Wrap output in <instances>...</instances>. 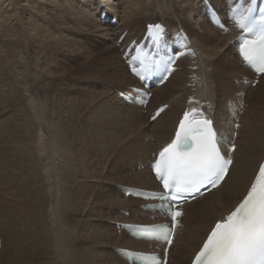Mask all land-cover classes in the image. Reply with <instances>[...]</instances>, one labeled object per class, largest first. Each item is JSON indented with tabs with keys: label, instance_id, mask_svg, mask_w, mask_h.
I'll list each match as a JSON object with an SVG mask.
<instances>
[{
	"label": "bare ground",
	"instance_id": "obj_1",
	"mask_svg": "<svg viewBox=\"0 0 264 264\" xmlns=\"http://www.w3.org/2000/svg\"><path fill=\"white\" fill-rule=\"evenodd\" d=\"M210 1L223 16H226V10H230L234 5L233 0ZM0 2L3 14L8 13V17L0 21V63L2 58L10 61L8 79L5 84L4 80L0 81L1 97H4L6 89L12 85L10 82L14 81V84L18 85V88L15 85L16 90L23 95L25 102L22 106L23 111H27L26 116L23 111L19 112L21 118H28L32 121V125L36 123L35 132L28 130V126L25 129L20 127L21 153L25 158L20 159L19 163L23 165L20 166L21 168L25 166L27 170L25 184L28 183L29 188H32L24 187L25 196L31 200V208L35 209L32 222H39L38 233L36 232L37 234L35 233L36 235L29 241V243L32 242L31 249L27 252L28 258L32 261L29 263L26 261V263L44 264L43 261L48 259L45 258L47 256L45 233L41 226V223L44 225L47 223L44 218L40 220L39 217L40 211L44 209L37 208L43 202V193L49 202L46 203L53 208L56 209L59 206L61 211L72 209L75 214L72 242L67 239V234L72 230L70 224L64 234L57 236L61 244L59 247L58 243L57 246L54 245L55 249L59 250L54 258L55 264H130L120 250L163 253V243L138 239L131 234L127 226H152L165 221L170 222V219L162 211L148 207L151 203H157V200L129 196L127 192L130 189L164 192L152 172L154 154L172 140L185 110L197 106L215 120V127L222 135L224 145L231 140L237 145V149L232 155L234 162L224 182L217 189L184 206L183 226L177 231V239L171 249L168 264H190L215 222L234 210L247 194L259 166L264 161V74L260 77L257 88L253 89L251 84L253 85L254 82V72L243 63L238 52L240 42L237 38L242 31L235 28L232 20L226 22L229 30L214 25L208 16L205 0H0ZM68 3L72 4V6L69 4L72 10L69 11L68 8L67 12L64 8L68 7ZM58 13H64L67 15L64 17L78 21L72 25L65 24L61 29L63 32L69 35L74 32L72 30H75L81 38L91 37L100 42L99 44L103 47L113 51V58L116 59L112 62L113 60H106V56L103 69L106 70L107 76L104 75L99 79L103 80L102 82H108L110 92L90 91L91 94L87 96L97 106L103 108L104 105L110 110L117 109L114 114V117H117L115 127L109 120L113 125L112 138L116 137L109 141L108 146L106 145V155H98L94 158L89 151L87 170H85L88 171L87 177L81 175L85 162L79 159L81 152H84L77 146L79 152L75 156L78 150H74L72 141L76 142L79 139L71 140L69 136L71 125L70 122L65 121V114H60L56 110L57 107L52 116L44 115V109L39 100L41 98L51 100L53 93H49L50 89L46 90L44 87L45 83H42L44 79L38 83V79L37 81L36 79L35 81L27 80L25 75V70L27 74L29 72L32 75L30 77L33 75L61 77L59 74H64V72L52 73V65L55 64L52 61L49 62V58L40 56L43 48L40 46L41 39L47 37L49 24ZM104 15L113 20L120 19V22L117 20L119 24L114 26L111 20L104 23ZM25 18H33L37 23L30 24L31 21H25ZM22 19L27 28L29 27L28 29ZM79 22L83 24V29L77 30L75 28L78 27ZM159 22L167 26L168 37L184 30L190 38L188 48L194 49L195 56L179 59L176 64L177 70L165 84L151 90L153 95L145 106L136 101L140 97L137 89L141 88V79L132 74L129 62L124 56L135 39L141 40L145 36L148 24ZM10 24L11 27H7ZM40 30L44 31V37ZM124 34L127 35L120 42ZM34 39H38L39 42L35 45L28 44V40ZM7 47H16L19 52L13 57L6 52ZM182 50L183 48L177 52ZM34 60H37L36 63ZM25 62L28 69L25 68L22 71L21 67L26 64ZM16 63L21 65L16 67ZM47 66H50L47 69L49 73L43 74L47 71L44 68ZM96 77H92L95 79L93 81H99ZM110 80L112 81L109 83ZM118 93L125 96L126 101L118 97L120 96ZM128 98H131L133 102ZM191 100L194 102H190ZM165 105H168L167 109L157 119L152 120L155 112ZM87 107L90 108V106ZM59 114L64 118L58 116ZM57 116L59 120L56 121ZM237 124L238 128L235 127ZM81 125L83 124L80 123ZM88 130L91 132L90 128ZM76 131L77 129L73 132L76 133ZM80 132L82 133V130ZM100 139L102 140L103 137ZM10 144L8 142V145ZM98 144L101 146L99 142ZM1 145L4 146L6 143L1 142ZM34 150L37 153L36 156ZM20 199L18 198L19 201ZM56 217V213L52 211L50 220L56 222ZM1 218L2 214H0V264H9L12 256L10 254L6 256L10 243L7 244L9 237L5 235V229H9V223L6 225ZM53 224L52 226L55 225ZM56 226L54 229L57 228ZM83 229L86 232L85 237H83ZM26 230L23 232L27 233ZM56 230L51 231L58 234L59 231ZM32 232L30 233L34 235ZM13 242L17 243L16 240ZM83 245L91 248V251L83 253L81 249ZM96 245H103V247L100 249L101 247L97 248Z\"/></svg>",
	"mask_w": 264,
	"mask_h": 264
},
{
	"label": "snow or ice",
	"instance_id": "obj_2",
	"mask_svg": "<svg viewBox=\"0 0 264 264\" xmlns=\"http://www.w3.org/2000/svg\"><path fill=\"white\" fill-rule=\"evenodd\" d=\"M256 3L257 0H233L235 7L230 11L233 23L245 34L239 48L242 59L254 72L264 74V9L257 15ZM219 26L223 28L222 24ZM249 34L252 38H248ZM177 35L181 40L186 39L183 33ZM147 39L151 47H137L134 49L136 55L130 60L131 71L141 80L160 71L170 74L179 56L195 55L189 49L168 58L162 57L160 50L168 46L162 24L149 25ZM181 46L188 48L186 44ZM163 111V108L159 109L152 119ZM198 116L201 118L197 119ZM212 123L196 108L185 111L174 139L159 151L152 164L165 191L144 194L162 201L156 207L170 216L172 225L127 226L138 236L161 240L171 246L178 218L183 215L177 205L189 197L195 198L197 194L203 195L204 191L219 187L228 175L233 160L230 155L222 153L221 138ZM235 150V143L229 140L227 151ZM120 251L130 264H167V248L163 260L154 254ZM192 264H264V163L259 166L255 180L240 203L215 222Z\"/></svg>",
	"mask_w": 264,
	"mask_h": 264
},
{
	"label": "rangeland",
	"instance_id": "obj_3",
	"mask_svg": "<svg viewBox=\"0 0 264 264\" xmlns=\"http://www.w3.org/2000/svg\"><path fill=\"white\" fill-rule=\"evenodd\" d=\"M64 3H66V2H64ZM69 4L70 3H68V5H67L68 7L64 8L65 10H67V12H68V8H69V11L72 10V7H71L72 4H70L71 6H69ZM1 6H2V4L0 2V21H3V20H5L4 18L8 17V13L3 14L4 11H3V8ZM64 16H67V15H64V13H58L56 15V17L54 18L52 23L49 24L50 28H49V30H47V33H48L47 37H44V31L40 30L41 35H43V37H44L43 39H41V43H40V46L43 47L42 51L40 53V56H44L46 58H49V62L52 61L55 64V65H52V73L54 72V74L55 73L58 74V73L64 72V74H59V75H61V77L58 75H57L58 77H54L53 75H52L53 77H51V76L48 77L45 75H44L45 77L44 76L42 77V75L41 76H34L33 75V77H30L32 75L29 72H28V74H29L28 75L27 71L25 70V68L28 69L26 62H25L26 64H23V66L21 68H22V71L25 70V75H26L27 80L31 79V81H35V79H36V81H37V79H38V83H41V81L44 79V82H42L43 84L45 83L44 87L46 88V90L48 88L50 89L49 93H51V94L53 93V95H52L53 98L51 100L48 98H45V99L41 98L39 100L41 105L43 106L44 115H45V117H49L48 115L52 116L55 113V111H54L55 108H57V107L58 108L56 110H58L60 112V114H65V118L61 117L60 114L58 116H60L62 119L64 118L67 123L70 122L69 124L71 125V132H70L69 136H70L71 140L74 139V141H75L76 139H79V141L76 140V142L72 141V146H73L75 151L78 149H81L84 152V153L81 152V155L83 157L80 155L79 159H80V161L82 160L83 163L85 162L84 166L82 168L83 172L81 173V175L87 177L88 171H85V170H87V159L89 158V151H90V155L91 156L93 155L94 158L98 157V155L99 156L106 155V153H107L106 152V149H107L106 145L108 146L109 141L116 137V136H114L112 138L113 133L111 134V132H113V125H111V122H112V124H114V127H115V125H116L115 120L117 119V117H114L115 111L117 109L116 110H110V108H108L104 105H103V108L100 106H97V105H95L94 102L90 101L87 96H89L91 94L90 91H96V90L101 91L102 90L104 92L105 91L110 92V89H109L108 84H107L108 82H102L103 80H99V79H101V77H103L104 75L107 76L106 70L103 69L104 62L106 60H113L112 62H115L116 59H115V57L113 58V56H114L113 51L108 50L107 48L103 47V45L99 44L100 42L98 43L96 40H93L91 37L81 38L78 36V34H76L75 30H72L74 32L72 34H69V35L66 34V32H63L61 29H63L65 24L69 23L70 25H72V24H76L75 22H78V21L72 20V19H70L68 17H64ZM103 19H105V20H103L104 23H106L107 21L109 22L110 20L113 21L114 26H117L120 22V19H118V18H115L113 20L110 17L108 19H106V16H103ZM26 20H30L31 21L30 24L37 23V21H35V19H33V18H30V19L25 18V21ZM115 21H117V22H115ZM22 22L25 25V22L23 19H22ZM27 25H29V24H27ZM7 27H11V24L8 25ZM26 28H27V26H26ZM75 29H77V30L83 29V24H81V22H79L78 27H76ZM126 35L127 34H124L121 37L120 42H122L125 39ZM1 40H2V38H1ZM38 42H39L38 39H34L33 41L28 40V44H31V45H35V43H38ZM67 42L69 44H67ZM70 42H71V44H70ZM0 43H1V41H0ZM6 52L14 57L19 52V49H17L16 47H7ZM120 53H121V51H120ZM106 56H107V58H106ZM102 57H103V59H102ZM105 58H106V60H105ZM36 61L37 60H34L35 63H36ZM9 62L10 61L7 60V58H2V62L0 63V77L2 78V79L0 78V81L3 82V80H4V84L6 83V79H8V74H9V70H8L9 68L8 67L10 64ZM19 65H21V64H17V63L15 64L16 67ZM44 68H45V70H47L50 68V66H47ZM6 69H7V72H5ZM47 71L44 72L43 74L49 73V70H47ZM69 71H71V72H69ZM6 76H7V78H6ZM67 76H69V77H67ZM94 76H97L96 78H98L99 81H93V80H95V79H92V77H94ZM26 78L24 77V79H26ZM111 81L112 80H110L109 83ZM49 82H50L51 86H53V87L50 86ZM10 83L12 85H9V87L6 89V94L4 95V97L2 96L3 98L1 97L2 92L0 93V97H1L0 98V129H1V131H0V214H2L1 219H2L3 223H5L6 225H7V223H9V226H8L9 229H5V232H6L5 235H7V237H9L7 240V244L10 243V245L8 244L10 246V248L7 247L6 256L9 254L12 256L9 264H17V263L18 264H28L30 261H32L31 258H30L31 260L28 258V254H27V252L30 251L29 249H31L30 247H31V243H32V242L29 243V241L38 233L37 228L39 226V222H32L33 221L32 217H33V213H34L35 209L31 208V206H30L31 200L25 196V188L24 187L29 188V185H28V183L25 184V181H26L25 176H26L27 170H25V166L22 167L23 168V170H22V168L20 166H23V165L21 163H19L20 159L25 158L23 156V154L21 153L22 138H21L20 127H23L25 129L26 126H28V130H32V132H35L36 123H34V125H32V121H30L28 118H26V117L21 118L19 112L23 111L22 106H23V104H25L24 99H23V95L16 90V88H18V85L14 84L15 83L14 81H12ZM35 83H37V82H35ZM53 83H55V84H53ZM15 85H16V88H15ZM54 85H55V87H54ZM36 86L38 87V84H36ZM70 86H71V88H70ZM257 86H258V84L257 85L251 84V87H253V89H256ZM60 88H61V90H60ZM118 95H120V94L118 93ZM118 97L123 98L126 101V99L122 95H120ZM58 102H61V103H58ZM70 102H71V104H70ZM62 103L64 104L65 108H64ZM76 103H78V104H76ZM79 105H80V107H79ZM87 106H90V108ZM59 108H61V109H59ZM69 108H70V110H69ZM5 109L7 111H4ZM79 110H80V112H79ZM2 111H4V112H2ZM23 112L25 113V116H26L27 111L25 112V110H24ZM23 112H22V114H23ZM84 112H86V113H84ZM66 114L70 115V116L67 117ZM89 114H91V115H89ZM58 116L55 117L56 121L59 120ZM105 116L107 117L108 120L106 119ZM90 117H91V119H89ZM84 118H85V120H84ZM73 120H75V121H73ZM79 121L83 125L80 126ZM107 121H109V122H107ZM35 122H37V120H35ZM76 123H78L79 126H77L78 124L75 126ZM92 125L94 128L92 127ZM75 127H77V128H75ZM101 127H102V129H101ZM73 128H75V129H73ZM89 128H90L91 132L88 130ZM76 129H77V131H76V133H74ZM81 130H82V133L80 132ZM107 131H108V133H107ZM109 131H110V133H109ZM92 132H93V134H92ZM105 133H106V136H105ZM72 134H73V136H72ZM80 134H82L83 136H81ZM84 135H85V137H84ZM88 135H89V137H88ZM71 136L74 138H72ZM102 137H103V139L101 140L100 138H102ZM106 138H108V139H106ZM80 139H81V141H80ZM14 140H15V142H14ZM34 140H36V138H34ZM97 141L100 143L101 146H99ZM1 142H5L6 145H4V146L1 145ZM8 142H10L11 144L8 145ZM97 144H98V146H97ZM14 145H17L18 148H17V146H14ZM92 145H93V147H92ZM86 147H87V149H86ZM88 148H91L92 150L88 149ZM94 149H95V151H94ZM4 150H5V152H4ZM7 152H8V154H7ZM78 152H79V150L76 151L75 154ZM34 155L35 156L37 155L36 151H35ZM75 156H77V154ZM10 157L12 160L9 159ZM13 159H14V161H13ZM15 160H16L17 164L15 163ZM20 170H22V172H20ZM79 170H80V167H79ZM14 183H16V184H14ZM22 185H26V186H22ZM29 189H32V188H29ZM5 190H7V191H5ZM46 197L44 196V193H43V197H42L43 202L41 204H39L37 207V208L40 207V208L44 209V210L40 211L39 217H40V220L42 218H44V221L47 223L45 225L41 223L42 229H44L43 232L45 233V235H44L45 254L47 255V256H45V258H48L47 261L44 258L45 261H43V262H44V264H49V263L55 264L54 258L56 257V254L59 250H57V248L55 249L54 245L57 246V243H58V247H59V245L61 244L60 239H59L60 234L61 235L64 234L68 224H70L72 226V230L69 232L70 234L69 233L67 234V239H70V241L73 239L75 214L72 211V209L66 210V211H61V208L59 206H58V208L56 207V209L53 208L52 206H50V204H48L49 202H48V199ZM18 198L19 199L21 198L20 199L21 201H19ZM24 198H26V199H24ZM111 199L113 200L114 197ZM23 200L26 203H24ZM28 201H29V204H28ZM46 202H48V203H46ZM29 208H31V209L29 210ZM51 208H52V211H54L57 215V217H56L57 223L53 220L52 221L50 220V219H52L51 218L52 211H50ZM27 210H28V212H27ZM21 211H23V212H21ZM62 214H63V216H61ZM22 217L23 218L26 217V218L23 219ZM59 217H60V219H59ZM52 224L54 226H52ZM15 225H16V227H15ZM58 225H59V227H58ZM30 226L32 228L34 227L35 229H32ZM50 226L53 228H51ZM55 226L57 228L54 229ZM61 226H62V228H61ZM21 227H23V228H21ZM26 229H29V230H26ZM47 229H48V231H47ZM56 229H58V231H59L58 234L53 233L54 231H57ZM14 230H16L17 232ZM24 230H26L27 233L23 232ZM31 230L34 231V233ZM51 230L52 231L54 230V231L52 232ZM30 232H32L34 235H32ZM9 233L11 236L9 235ZM84 233L86 235V232H84V229H83V237H85ZM57 236H59V237H57ZM49 238H50V241H49ZM23 239H26V240H23ZM15 240L17 241L18 244L16 242H13ZM54 240L56 241V243ZM53 243H55V244H53ZM14 244H15V246H13ZM50 245L52 246V248ZM96 246H98L97 248L101 247L100 249H102V247H103V245H96ZM17 249H18V251H17ZM20 249H21V251H20ZM81 249H83L82 252L83 253L85 252V254L87 252L91 251V248H87L84 245L81 246ZM23 250H24V252H22ZM26 261L28 263H26Z\"/></svg>",
	"mask_w": 264,
	"mask_h": 264
}]
</instances>
